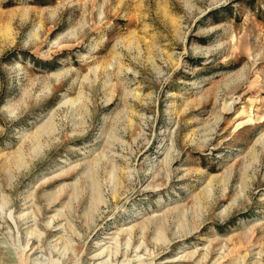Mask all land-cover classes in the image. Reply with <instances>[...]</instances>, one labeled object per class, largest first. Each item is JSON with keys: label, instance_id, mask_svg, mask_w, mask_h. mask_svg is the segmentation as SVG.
Here are the masks:
<instances>
[{"label": "rangeland", "instance_id": "rangeland-1", "mask_svg": "<svg viewBox=\"0 0 264 264\" xmlns=\"http://www.w3.org/2000/svg\"><path fill=\"white\" fill-rule=\"evenodd\" d=\"M105 259L264 264V0H0V264Z\"/></svg>", "mask_w": 264, "mask_h": 264}, {"label": "bare ground", "instance_id": "bare-ground-1", "mask_svg": "<svg viewBox=\"0 0 264 264\" xmlns=\"http://www.w3.org/2000/svg\"><path fill=\"white\" fill-rule=\"evenodd\" d=\"M48 139H49V138H48ZM124 147H125V146H124ZM87 177H88V176H87ZM224 182H225V181H224ZM112 185H113V184H112ZM112 193H113V192H112ZM77 196H78V195H77ZM120 196H121V195H120ZM115 200H116V199H115ZM30 201H31V200H30ZM93 202H94V201H93ZM100 202H101V200L99 199V197H96V198H95V203H98L97 205H99ZM101 203H102V202H101ZM101 203H100V204H101ZM105 203H106V202H105ZM26 206H27V205H26ZM200 207H201V206H200ZM51 222H52V221H51ZM162 222H163V221H161V223H162ZM159 223H160V221H159ZM163 223H164V222H163ZM167 224H168V223H167ZM50 225H51V224H50ZM87 225H88V224H87ZM145 225H147V224H145ZM157 225H158V223H157ZM163 225H164V224H163ZM133 226H134V225H133ZM133 226H132V227H133ZM180 226H181V225H180ZM147 227H148V226H146V227H142L141 230H145V229H147ZM160 227H161V226H160ZM164 227H165V226H164ZM164 227H163V228H164ZM88 228H89V227H88ZM158 228H159V227H158ZM64 229H65V228H64ZM73 230H74V229H73ZM123 230H124V229H122V228L119 229V231H122V232H123ZM147 230H148V229H147ZM147 230H145V232H147ZM155 230H156V229H155ZM119 231H117V232H119ZM132 231H133V228H132ZM159 231H162V230H159ZM143 232H144V231H143ZM143 232H142V233H143ZM162 233H163V232H161V234H162ZM116 234H117V233H114L113 235L115 236ZM127 234H129V233L127 232ZM163 234H164V233H163ZM175 234H176V232H175ZM78 235H79V234H78ZM111 235H112V234H111ZM156 235H157V234H156ZM158 235H159V234H158ZM158 235H157V236H158ZM164 236H165V235H164ZM162 237H163V236H162ZM112 238H114V237H107V239H112ZM165 238H166V237H165ZM160 239H162V238H159L158 240H160ZM114 240H115V239H114ZM128 240H129V239H128ZM130 240H131V239H130ZM130 240H129V243H130ZM168 241L170 242V240H168ZM131 242H132V241H131ZM156 242H157V241H156ZM159 242H160V241H159ZM163 242H164V241H163ZM119 243H120V242H119ZM125 243H126V242H125ZM166 243H167V242H166ZM140 244H141V243H140ZM101 246H105V244H103V245H101ZM130 246H131V245H130ZM130 246H128V247H130ZM145 246H146V245H145ZM123 247H124V246H123ZM97 248H98V247H97ZM146 249H147V248H146ZM119 250H120V249H119ZM33 251H34V250H33ZM115 251L117 252L116 255L119 254V251H117V249H116V250L114 249V252H115ZM139 251H140V250H139ZM106 252H107L108 254H107ZM105 254H106V256H107V255L110 256V255H112V252L107 251V249H106L105 247H102V249H101V247H100V251H99L97 254L93 255L92 258H94L95 260H99V259L104 258V255H105ZM124 254H125V253H124ZM187 255H188V254H187ZM106 256H105V257H106ZM117 256H118V255H117ZM193 256H194V254L189 255V257H191V258L194 259L195 257H193ZM183 258H184V261H185V260H186V259H185L186 257H185V256H184V257L182 256V257L179 258V259H175V258H174V259L171 261V263H172V262H179V261H182ZM108 260H109V259H108ZM187 261H188V259H187ZM105 262H106V259H105V261L101 262L100 264L105 263ZM167 263H168V262H167Z\"/></svg>", "mask_w": 264, "mask_h": 264}]
</instances>
